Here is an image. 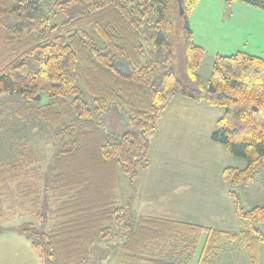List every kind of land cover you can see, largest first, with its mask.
<instances>
[{
	"label": "trees",
	"instance_id": "1",
	"mask_svg": "<svg viewBox=\"0 0 264 264\" xmlns=\"http://www.w3.org/2000/svg\"><path fill=\"white\" fill-rule=\"evenodd\" d=\"M197 1L55 0L70 14L53 23L42 0H0V99L17 97V110L1 117L0 127L17 118L25 139L39 120L62 142L45 168L40 148L22 140L13 159L0 157V232L14 230L1 224L8 217H30L14 231L43 264H96L94 246L115 235V264H190L202 234L196 264H213L225 241L239 244L248 264H258L264 233L255 224L264 222V205L245 210L236 189L264 170V57L217 54L203 86L197 70L204 49L194 43L188 21ZM222 1L264 10V0ZM176 25L182 76L172 52ZM177 94L224 109L211 139L246 160L222 171L238 232L134 215L117 204L116 168L132 179L149 166L148 137ZM112 111L124 119L120 133L105 128Z\"/></svg>",
	"mask_w": 264,
	"mask_h": 264
},
{
	"label": "rangeland",
	"instance_id": "2",
	"mask_svg": "<svg viewBox=\"0 0 264 264\" xmlns=\"http://www.w3.org/2000/svg\"><path fill=\"white\" fill-rule=\"evenodd\" d=\"M42 1L53 23L69 16V12L58 9L55 0ZM188 21L194 43L204 49L197 70L203 86L207 85L217 54L243 51L264 57V10L260 8L241 1L226 3L222 0H198L189 13ZM179 35L181 29L176 25L171 38L172 52L177 75L182 76ZM83 99L89 108L93 107L89 94L84 92ZM38 102L46 103L48 97L43 95ZM169 104V110H165ZM169 104L163 109L155 132L148 137L149 166L140 169L132 179L116 168L117 204L134 215L165 216L238 232L240 224L235 218L233 200L229 195L230 186L223 178L222 171L227 166L242 168L246 160L232 156L222 144L211 139L223 107L209 106L179 94L174 95ZM15 110L16 96L11 102L0 99V118H7L6 114ZM27 114L29 112L25 111ZM120 120V116H109L104 125L107 130L117 131L123 128ZM31 124L25 139L19 136L23 128L19 126L21 130H17V118L14 126L6 124L0 127V157L4 160L13 159L22 140L35 149L40 148L45 168L62 148V142L39 120ZM236 190L245 210L264 205V170L249 186ZM28 218L12 216L1 224L4 227L13 226L16 230ZM255 225L264 233V222ZM14 230L0 232V264H43L29 241ZM119 240L120 236L115 235L109 241L94 246L93 256H99L98 264H115ZM204 240L205 234H202L190 264H196ZM220 249L213 264H248L246 252L239 244L225 241ZM258 258V264H264V242L260 245Z\"/></svg>",
	"mask_w": 264,
	"mask_h": 264
},
{
	"label": "crops",
	"instance_id": "3",
	"mask_svg": "<svg viewBox=\"0 0 264 264\" xmlns=\"http://www.w3.org/2000/svg\"><path fill=\"white\" fill-rule=\"evenodd\" d=\"M172 101V100H171ZM169 106H170V104L165 108V110H169ZM190 110L192 109V107H188ZM162 115V114H161ZM109 116H115V117H119V113H118V111H116V112H114V111H112L111 113H110V115ZM122 120H120L121 121V123H122V125H123V128H120L119 130H111V129H108L109 131H111V132H114V133H120V132H122L125 128H126V125H125V122H124V119L122 118V117H120ZM106 121V120H105ZM117 124V123H116ZM106 129H107V127H105ZM143 215H148V214H143ZM182 221V220H181ZM31 247V246H30ZM32 248V247H31ZM33 249V248H32ZM34 250V249H33ZM35 251V250H34ZM36 252V251H35ZM37 253V252H36ZM247 255V254H246ZM39 256V255H38Z\"/></svg>",
	"mask_w": 264,
	"mask_h": 264
},
{
	"label": "water",
	"instance_id": "4",
	"mask_svg": "<svg viewBox=\"0 0 264 264\" xmlns=\"http://www.w3.org/2000/svg\"><path fill=\"white\" fill-rule=\"evenodd\" d=\"M181 13H182V10H181ZM36 99H39V95H36Z\"/></svg>",
	"mask_w": 264,
	"mask_h": 264
}]
</instances>
